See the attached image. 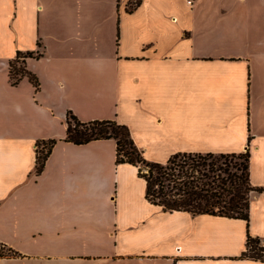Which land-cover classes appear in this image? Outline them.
<instances>
[{"label": "crops", "instance_id": "crops-1", "mask_svg": "<svg viewBox=\"0 0 264 264\" xmlns=\"http://www.w3.org/2000/svg\"><path fill=\"white\" fill-rule=\"evenodd\" d=\"M129 4L0 0V242L20 254L0 264H264L239 256L264 238V0ZM18 50L38 89L10 82ZM68 110L127 125L150 161L248 149V226L151 203L112 138L64 139Z\"/></svg>", "mask_w": 264, "mask_h": 264}, {"label": "trees", "instance_id": "trees-1", "mask_svg": "<svg viewBox=\"0 0 264 264\" xmlns=\"http://www.w3.org/2000/svg\"><path fill=\"white\" fill-rule=\"evenodd\" d=\"M137 0L133 9L139 4ZM40 45L39 41L37 42ZM33 51H17L9 61V80L16 84L22 76L38 89L36 75L25 67V58L38 56ZM19 62V66L15 63ZM64 139L75 144L95 139L112 138L115 141V163H130L137 168V175L145 181V197L165 211H186L192 215L210 214L241 218L248 226L251 190H261L249 181V152H175L164 162L150 161L143 157L135 145L129 128L114 119L79 120L70 110L66 112ZM55 139L36 142L35 173L44 166ZM239 159V160H237ZM20 255L7 244L0 242V257ZM264 261V238L246 234L245 248L239 255Z\"/></svg>", "mask_w": 264, "mask_h": 264}, {"label": "rangeland", "instance_id": "rangeland-1", "mask_svg": "<svg viewBox=\"0 0 264 264\" xmlns=\"http://www.w3.org/2000/svg\"><path fill=\"white\" fill-rule=\"evenodd\" d=\"M136 1H137V0H131V4H129L128 7H133ZM15 64H16L17 66H19V62H18V63H15ZM237 160H239V159H237Z\"/></svg>", "mask_w": 264, "mask_h": 264}, {"label": "built area", "instance_id": "built-area-1", "mask_svg": "<svg viewBox=\"0 0 264 264\" xmlns=\"http://www.w3.org/2000/svg\"><path fill=\"white\" fill-rule=\"evenodd\" d=\"M186 4L191 6L194 2V0H185Z\"/></svg>", "mask_w": 264, "mask_h": 264}]
</instances>
